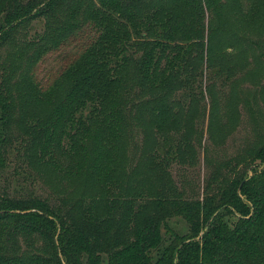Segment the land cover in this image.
<instances>
[{
	"label": "trees",
	"instance_id": "trees-1",
	"mask_svg": "<svg viewBox=\"0 0 264 264\" xmlns=\"http://www.w3.org/2000/svg\"><path fill=\"white\" fill-rule=\"evenodd\" d=\"M83 2L87 0H6L0 9V45L23 22L39 16L50 22L58 10L68 17L64 30L59 31L63 23L57 29L47 23L27 41L35 47L32 67L51 49L80 35L83 25L93 32L60 73L58 81L68 79L63 96L44 119L34 122L23 116L21 127L31 138L29 159L59 169L62 159L78 156L76 171L87 169L92 186L108 191L115 182L113 164L119 156L114 150L118 152L121 142L120 115L129 97L128 65L135 64L143 92L185 88L193 101L196 77L209 58L205 42L223 31L226 11L249 24L264 15V0H255L247 11L241 0ZM209 13L216 18L214 25H208ZM78 14L85 15L83 24ZM72 27L77 28L63 33ZM30 70L18 91L22 111L53 99V90L41 88ZM14 107V94L0 73V171L10 151L7 129ZM154 108L157 125L174 122L178 113L163 99ZM171 141L174 138L168 136L169 148L155 161L162 173L178 155L171 151ZM63 165L64 173L71 174V164ZM165 187L163 194L147 199L136 192L131 197L90 200L79 221L60 204L0 190V249H7L20 232L44 240L37 250L23 255L0 252V264H264V142L242 158L241 166L233 165L208 181L201 196L187 197L173 185ZM99 206L104 211L98 214ZM174 216L186 220V232H170L163 240L161 228Z\"/></svg>",
	"mask_w": 264,
	"mask_h": 264
},
{
	"label": "rangeland",
	"instance_id": "rangeland-1",
	"mask_svg": "<svg viewBox=\"0 0 264 264\" xmlns=\"http://www.w3.org/2000/svg\"><path fill=\"white\" fill-rule=\"evenodd\" d=\"M254 1L241 0L242 9L247 11ZM5 2L0 0V9ZM88 4L89 0L82 5ZM58 13L50 22L43 16L23 22L0 45V73L9 82L15 103L7 129L10 151L0 171V190L11 196L32 195L53 205L60 204L63 209L70 210L73 220L79 221L83 219V205L90 200L131 197L136 192L141 193L140 198L147 199L163 194L168 184L187 197L201 196L208 181L233 165L241 166L242 158L264 142V15L245 24L244 18L238 22L226 11L227 23L223 31L205 42L204 53L209 54V58L206 64L202 63L196 77L193 101L185 88L166 92L168 95L165 91L143 92L137 81L135 64L128 65L125 79L129 97L120 115L121 142L118 152L114 150V156H119L113 164L116 165L112 176L115 182L108 191L92 186L87 169L76 171L78 156L70 161L66 157L61 160L65 166L71 164V174L64 173L63 164L55 169L45 162L29 159L32 143L21 127L23 116L34 122L45 118L68 86V79L58 81L60 73L94 37L90 28L83 25L80 35L51 49L32 67L30 59L35 47L28 46L27 41L40 34L47 23L52 28L63 23L59 31L64 30L62 27L68 17L63 10ZM84 17L78 14L79 24L84 23ZM207 22L214 25L216 18L209 13ZM29 69L41 88L53 90V99L42 104L32 103L22 111V96L18 91ZM160 99L170 106V111L178 112L174 122L156 124L154 106ZM168 136L174 138L171 151H177L178 155L162 173L155 161L169 148L166 147L170 143ZM97 210L99 214L104 208L99 206ZM187 227L185 219L171 217L166 227L161 228L162 238L165 240L170 232L184 234ZM9 241L14 242L7 249H0L5 255L35 251L44 240L34 233L24 235L20 232Z\"/></svg>",
	"mask_w": 264,
	"mask_h": 264
}]
</instances>
